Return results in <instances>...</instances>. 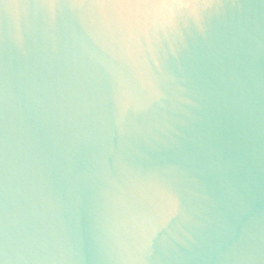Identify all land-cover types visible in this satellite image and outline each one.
Returning a JSON list of instances; mask_svg holds the SVG:
<instances>
[{
	"label": "water",
	"instance_id": "95a60500",
	"mask_svg": "<svg viewBox=\"0 0 264 264\" xmlns=\"http://www.w3.org/2000/svg\"><path fill=\"white\" fill-rule=\"evenodd\" d=\"M0 264H264V0H0Z\"/></svg>",
	"mask_w": 264,
	"mask_h": 264
},
{
	"label": "snow or ice",
	"instance_id": "6c2138e0",
	"mask_svg": "<svg viewBox=\"0 0 264 264\" xmlns=\"http://www.w3.org/2000/svg\"><path fill=\"white\" fill-rule=\"evenodd\" d=\"M96 2L105 7L134 10L144 6L147 0H96Z\"/></svg>",
	"mask_w": 264,
	"mask_h": 264
}]
</instances>
